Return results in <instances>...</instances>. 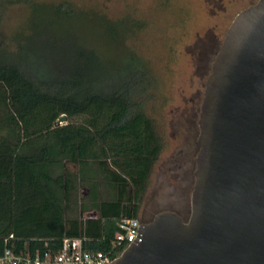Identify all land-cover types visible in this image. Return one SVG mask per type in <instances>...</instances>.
<instances>
[{
    "label": "trees",
    "instance_id": "16d2710c",
    "mask_svg": "<svg viewBox=\"0 0 264 264\" xmlns=\"http://www.w3.org/2000/svg\"><path fill=\"white\" fill-rule=\"evenodd\" d=\"M12 2L30 6L31 31L47 14L55 29L34 67L20 40L12 49L0 39V254L58 249L65 237L109 250L119 220L138 217L162 151L143 106L154 78L127 42L140 21L69 0ZM84 186L97 217L83 215Z\"/></svg>",
    "mask_w": 264,
    "mask_h": 264
},
{
    "label": "water",
    "instance_id": "95a60500",
    "mask_svg": "<svg viewBox=\"0 0 264 264\" xmlns=\"http://www.w3.org/2000/svg\"><path fill=\"white\" fill-rule=\"evenodd\" d=\"M198 126L189 217L157 212L110 264H264V0L227 28Z\"/></svg>",
    "mask_w": 264,
    "mask_h": 264
},
{
    "label": "rangeland",
    "instance_id": "374dc122",
    "mask_svg": "<svg viewBox=\"0 0 264 264\" xmlns=\"http://www.w3.org/2000/svg\"><path fill=\"white\" fill-rule=\"evenodd\" d=\"M69 1L88 12L99 9L111 18L129 15L140 21V28L127 42L143 57L154 78L143 106L161 138L162 151L149 175L138 217L152 219L161 210L176 209L188 218L205 80L234 16L257 0ZM51 18L44 15L42 24L31 31L30 6L0 0V39L12 49L20 40L22 50L31 52L29 60L34 67L42 46L50 45L54 36L55 25H48ZM76 20L70 15L67 26ZM84 27L87 29L86 23ZM1 47H5L2 43L0 51H4ZM85 190L81 187L80 195Z\"/></svg>",
    "mask_w": 264,
    "mask_h": 264
},
{
    "label": "built area",
    "instance_id": "2783aa9c",
    "mask_svg": "<svg viewBox=\"0 0 264 264\" xmlns=\"http://www.w3.org/2000/svg\"><path fill=\"white\" fill-rule=\"evenodd\" d=\"M142 220L137 216L119 220V229L109 250H89L81 237H65L58 249L15 250L6 246L0 254V264H110L138 235ZM13 237V234L10 235Z\"/></svg>",
    "mask_w": 264,
    "mask_h": 264
},
{
    "label": "crops",
    "instance_id": "0c3cea01",
    "mask_svg": "<svg viewBox=\"0 0 264 264\" xmlns=\"http://www.w3.org/2000/svg\"><path fill=\"white\" fill-rule=\"evenodd\" d=\"M86 190L82 193L83 196L87 197L86 199V204H87V211H85V213L83 214L85 217H97L98 216V211L96 209H94L93 207H91L92 201L89 202V198H88V193H89V189L85 186ZM80 195V194H79ZM77 214H78V209H77Z\"/></svg>",
    "mask_w": 264,
    "mask_h": 264
},
{
    "label": "flooded vegetation",
    "instance_id": "af4514ba",
    "mask_svg": "<svg viewBox=\"0 0 264 264\" xmlns=\"http://www.w3.org/2000/svg\"><path fill=\"white\" fill-rule=\"evenodd\" d=\"M146 211H147V209L143 210V213L145 214ZM143 218H146V216L144 215Z\"/></svg>",
    "mask_w": 264,
    "mask_h": 264
}]
</instances>
